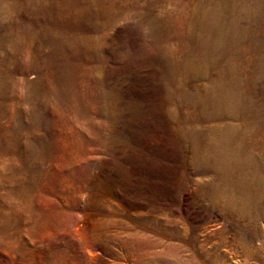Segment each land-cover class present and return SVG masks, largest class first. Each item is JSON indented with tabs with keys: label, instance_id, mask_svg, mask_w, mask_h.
<instances>
[{
	"label": "rangeland",
	"instance_id": "rangeland-1",
	"mask_svg": "<svg viewBox=\"0 0 264 264\" xmlns=\"http://www.w3.org/2000/svg\"><path fill=\"white\" fill-rule=\"evenodd\" d=\"M51 1L0 0V264H264V0Z\"/></svg>",
	"mask_w": 264,
	"mask_h": 264
},
{
	"label": "bare ground",
	"instance_id": "bare-ground-1",
	"mask_svg": "<svg viewBox=\"0 0 264 264\" xmlns=\"http://www.w3.org/2000/svg\"><path fill=\"white\" fill-rule=\"evenodd\" d=\"M40 1L42 0H39V2ZM44 1L52 2L51 0H44ZM73 1L74 4L67 9V16L65 17V21L70 25L77 24L84 30H87L88 27L91 25V22H93L95 16L99 14V9L100 7H102L101 5L102 0H73ZM39 9L41 12L46 11V9L42 8V6H40ZM63 80H64V74H61L59 81L61 82Z\"/></svg>",
	"mask_w": 264,
	"mask_h": 264
}]
</instances>
